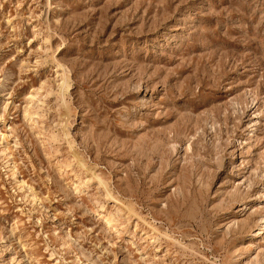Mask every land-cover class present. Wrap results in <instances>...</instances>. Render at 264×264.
Instances as JSON below:
<instances>
[{"label": "rangeland", "instance_id": "obj_1", "mask_svg": "<svg viewBox=\"0 0 264 264\" xmlns=\"http://www.w3.org/2000/svg\"><path fill=\"white\" fill-rule=\"evenodd\" d=\"M0 264H264V0H0Z\"/></svg>", "mask_w": 264, "mask_h": 264}]
</instances>
